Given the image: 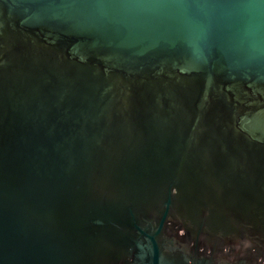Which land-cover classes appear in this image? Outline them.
Masks as SVG:
<instances>
[{"label":"water","instance_id":"obj_1","mask_svg":"<svg viewBox=\"0 0 264 264\" xmlns=\"http://www.w3.org/2000/svg\"><path fill=\"white\" fill-rule=\"evenodd\" d=\"M0 264H264V0H0Z\"/></svg>","mask_w":264,"mask_h":264}]
</instances>
